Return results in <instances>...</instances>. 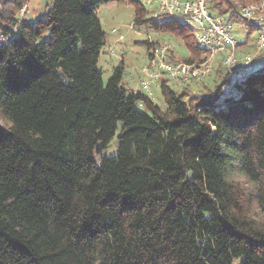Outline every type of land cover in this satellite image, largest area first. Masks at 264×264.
Segmentation results:
<instances>
[{"label":"trees","instance_id":"1","mask_svg":"<svg viewBox=\"0 0 264 264\" xmlns=\"http://www.w3.org/2000/svg\"><path fill=\"white\" fill-rule=\"evenodd\" d=\"M109 2L132 5L136 26L185 28L138 0H50L33 19L0 0V264H264V68L221 102L226 72L207 94L164 81L161 110L120 67L102 81ZM243 6L208 9L241 20ZM189 43L183 61H204Z\"/></svg>","mask_w":264,"mask_h":264},{"label":"rangeland","instance_id":"2","mask_svg":"<svg viewBox=\"0 0 264 264\" xmlns=\"http://www.w3.org/2000/svg\"><path fill=\"white\" fill-rule=\"evenodd\" d=\"M49 2L50 0H25V4L20 10V17L24 16L28 19H33L41 15ZM233 2L237 5L245 4L246 6L254 3L260 4L264 2V0H233ZM210 14L213 17L218 15L215 12H210ZM96 15L103 31L106 33V42L100 50L97 61L102 81L106 83L112 71L120 67L123 73V87L126 88L128 92H140L149 96L161 110H166V104L160 90V84L162 82L165 81L167 86L176 92L185 91L186 96L199 95L202 93L207 94L221 82L220 75L225 74L224 67L221 64L224 53H217L211 61L212 68L210 73L201 80L190 78L188 81L181 83L176 80L177 78L170 79L167 75L162 74L160 77L161 79L151 84V91L149 93H144V91L141 90L140 83L146 78L143 70L146 69L148 65L149 49L153 47H157L160 50L162 49L164 62L182 63L184 62L183 57L189 54L186 47L190 45V41H194L193 38L196 33L195 28L190 22H184L185 28H182L183 31H173L174 33L169 30L163 31L160 29L147 28L145 25L136 26L133 23V7L128 2H109L100 4L96 9ZM224 16L228 15L226 14ZM157 21H162V18L158 17ZM232 22L233 34L237 42H244V45L238 50L241 56L242 53L252 49L253 42L258 35V29L252 28L250 32L248 31L247 23L245 24L244 21L232 20ZM173 24L177 25L176 23ZM184 35H187L188 38H184ZM187 40L188 42H186ZM147 46L150 48L148 49ZM195 61L199 62L198 60ZM260 62L259 59L254 60L245 70L247 72L256 70ZM138 108L145 110L142 104H138ZM0 124L8 126V122L1 115ZM121 125V123L118 124L119 127ZM117 133H115L101 153L94 154L93 158L95 161L99 162L100 157L111 156L116 152L119 145Z\"/></svg>","mask_w":264,"mask_h":264},{"label":"built area","instance_id":"3","mask_svg":"<svg viewBox=\"0 0 264 264\" xmlns=\"http://www.w3.org/2000/svg\"><path fill=\"white\" fill-rule=\"evenodd\" d=\"M154 18L168 17L181 22H190L195 28L194 40L197 47L208 53L204 61L172 63L164 62L163 50L153 47L149 49L148 65L143 73L144 78L140 87L144 93H149L151 84L161 79L165 74L171 78H177L181 83L190 78L201 80L211 71V61L217 53H224L221 64L229 75L227 83L221 88L217 102L227 97L238 98L241 91L238 86L243 85L244 80L251 72L247 68L254 60L259 59L260 68H264V2L260 4H248L241 7L237 16L246 21L254 29H258V35L253 42L250 51L242 53L238 50L243 42H237L233 34V22L231 17L224 15L211 16L208 9V0H138ZM6 37L0 35V43ZM152 82V83H151ZM137 93V92H133Z\"/></svg>","mask_w":264,"mask_h":264},{"label":"clouds","instance_id":"4","mask_svg":"<svg viewBox=\"0 0 264 264\" xmlns=\"http://www.w3.org/2000/svg\"><path fill=\"white\" fill-rule=\"evenodd\" d=\"M226 179H231V177H226Z\"/></svg>","mask_w":264,"mask_h":264}]
</instances>
